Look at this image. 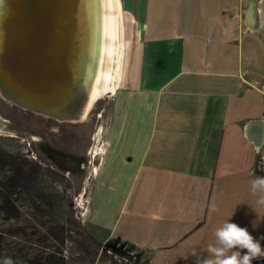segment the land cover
<instances>
[{
    "label": "crops",
    "instance_id": "1",
    "mask_svg": "<svg viewBox=\"0 0 264 264\" xmlns=\"http://www.w3.org/2000/svg\"><path fill=\"white\" fill-rule=\"evenodd\" d=\"M256 1L251 25V0H121V75L95 113L102 125L92 145L60 151L67 169L87 164L82 225L97 241L119 240L152 264H193L192 250L202 251L220 216L253 195L264 161ZM85 80L75 115H52L60 126L85 119Z\"/></svg>",
    "mask_w": 264,
    "mask_h": 264
},
{
    "label": "rangeland",
    "instance_id": "2",
    "mask_svg": "<svg viewBox=\"0 0 264 264\" xmlns=\"http://www.w3.org/2000/svg\"><path fill=\"white\" fill-rule=\"evenodd\" d=\"M87 1L82 5L83 9L87 7L86 10H82V17L90 12L88 7L91 5V0ZM260 4L263 7L260 30L264 36V0H260ZM39 6L44 7L41 9L29 7L26 9L28 12H33L31 18L26 20V25L31 28L32 34H29L31 35L29 36L22 31H18L15 44L17 48L20 43L23 45L28 44L33 53L39 51L42 55H49V59L54 64L58 60L56 53H60L59 39L67 38L75 31L74 26L69 24L71 21L76 20L75 10L60 7L58 0H40ZM7 7L6 0H0V53L5 41L3 20L9 15ZM130 20L131 23L135 22L132 17H130ZM61 30L63 33H58ZM131 32L135 36V31L132 30ZM81 59V68L83 67V72L87 73L90 59L87 60L86 56ZM53 64H48L50 71L54 70ZM84 92L88 95V89L87 92L86 89ZM108 95L100 98L91 107L83 122H64L60 126L61 123L56 117L26 108L11 100L0 86V146L13 153L21 152L30 160L39 162L49 169L52 175L51 177L48 176V191L52 193V197L55 199V217L61 218L64 214L71 217L75 222H79L83 229L82 213L89 190L87 164L85 163V167L79 171L67 169L61 162L60 156L62 153L60 151L63 148L66 149L68 145H77L76 147L87 145L88 139L93 137L94 129L97 125H102L97 120L95 113L108 101ZM61 127H64V129ZM89 143L92 145L93 140L89 139ZM255 169L257 174L264 171V161L257 162ZM237 187L235 182V190ZM258 198H256V195H251L248 201L242 200L245 207L235 208V215L229 213L221 215V223L218 227L228 220L237 223L239 226L247 228L256 240H261V246L264 247V239H261L264 237V206H256V210L253 207V205H256ZM25 212L28 218L25 221L17 222L0 219V239L3 241L1 244L2 262L0 264H5L6 260H10L11 264H44L43 252H52L55 249L54 245L63 248V255L69 264H152L150 259L141 251L129 246H124L117 252H103L102 249H97L92 241L84 240L81 235H78L76 232H79L80 229L76 226L72 233L73 238L67 241L64 246L52 237L40 241L43 240L44 234L49 236V227H46L48 225L43 227L40 219L33 218L26 210ZM218 227L207 231L201 251L202 254L207 255L203 250L209 244L215 243L214 233ZM37 230L41 233H37ZM85 232L87 231L85 230ZM49 245L51 246L50 249L47 247ZM81 248H84V250ZM241 251L243 254L247 250ZM253 262L264 264V259L253 260Z\"/></svg>",
    "mask_w": 264,
    "mask_h": 264
},
{
    "label": "water",
    "instance_id": "3",
    "mask_svg": "<svg viewBox=\"0 0 264 264\" xmlns=\"http://www.w3.org/2000/svg\"><path fill=\"white\" fill-rule=\"evenodd\" d=\"M6 2L9 15L3 20L5 41L0 53L2 91L8 98L26 108L61 117L75 115L73 102L77 99V95L83 92L79 80L82 83L86 76L83 67L81 68V58L87 57L93 49L92 34L90 36V12L81 16L82 10L87 9V7L83 9L82 5L88 1L58 0L60 7L75 10L76 20H73V16V21L69 23L74 26L75 31L69 37L59 39L60 53H56L58 60L54 64L49 59V55H42L39 51L33 53L28 44L20 43L18 48L15 44L18 31L27 35L32 34L31 28L26 25L27 22L21 19L31 18L33 12L26 11L29 7L43 8L44 6H39L40 0H6ZM89 7L91 9V6ZM247 16L252 25L257 17L256 0H251ZM58 33L63 32L61 30ZM49 63L53 64V71L49 70ZM77 80L78 85L75 84Z\"/></svg>",
    "mask_w": 264,
    "mask_h": 264
},
{
    "label": "trees",
    "instance_id": "4",
    "mask_svg": "<svg viewBox=\"0 0 264 264\" xmlns=\"http://www.w3.org/2000/svg\"><path fill=\"white\" fill-rule=\"evenodd\" d=\"M51 175L49 169L39 162L30 160L21 152L13 153L0 146V219L25 221L28 219L25 215L26 210L33 218L40 219L43 227L46 225L49 227V236L44 234L43 240L40 241L52 237L64 246L67 241L73 238L72 233L76 226L80 229L79 232H76L78 235H81L84 240L92 241L96 248L102 249L103 252H117L126 246L119 240L102 244L85 232L80 223L75 222L71 217L64 214L61 218L55 217V199L48 191V176L51 177ZM260 175L264 176V171H261ZM37 233L41 232L37 230ZM2 242L0 239V257ZM47 247L51 248L50 245ZM53 247L55 249L52 252H43L44 264H69L63 255V248L55 245ZM1 259L2 257L0 262H2Z\"/></svg>",
    "mask_w": 264,
    "mask_h": 264
},
{
    "label": "bare ground",
    "instance_id": "5",
    "mask_svg": "<svg viewBox=\"0 0 264 264\" xmlns=\"http://www.w3.org/2000/svg\"><path fill=\"white\" fill-rule=\"evenodd\" d=\"M90 6L93 49L88 57L90 63L85 80L88 95L84 118L94 102L112 94L116 89L121 75L124 47L121 0H91Z\"/></svg>",
    "mask_w": 264,
    "mask_h": 264
},
{
    "label": "clouds",
    "instance_id": "6",
    "mask_svg": "<svg viewBox=\"0 0 264 264\" xmlns=\"http://www.w3.org/2000/svg\"><path fill=\"white\" fill-rule=\"evenodd\" d=\"M253 195L259 194L256 206H264V176H256L250 184ZM215 243L209 244L204 253L193 249V264H252L253 260L264 259V247L250 234L247 228L226 221L215 230ZM261 239H264L262 237ZM239 249V250H236ZM241 250H247L242 254ZM187 259V258H185ZM5 264H11L6 260Z\"/></svg>",
    "mask_w": 264,
    "mask_h": 264
},
{
    "label": "flooded vegetation",
    "instance_id": "7",
    "mask_svg": "<svg viewBox=\"0 0 264 264\" xmlns=\"http://www.w3.org/2000/svg\"><path fill=\"white\" fill-rule=\"evenodd\" d=\"M27 19L29 18H26V19H21L22 21H26ZM25 28V27H24ZM13 32H15V28L13 27ZM57 151H59L57 148H56Z\"/></svg>",
    "mask_w": 264,
    "mask_h": 264
}]
</instances>
